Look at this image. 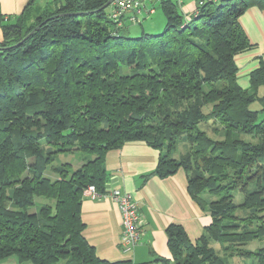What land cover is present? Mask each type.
<instances>
[{"label":"trees","instance_id":"obj_1","mask_svg":"<svg viewBox=\"0 0 264 264\" xmlns=\"http://www.w3.org/2000/svg\"><path fill=\"white\" fill-rule=\"evenodd\" d=\"M107 1L28 0L0 14V261L152 264L98 258L80 216L89 185L105 192L106 152L139 140L159 152L145 178L182 168L211 218L194 242L166 226L171 259L154 261L264 264V245L243 247L264 238V61L247 87L235 63L254 46L239 17L264 0H196L189 17L160 0L162 30L137 36L127 25L142 19L117 26ZM76 151L80 165L54 163Z\"/></svg>","mask_w":264,"mask_h":264},{"label":"crops","instance_id":"obj_2","mask_svg":"<svg viewBox=\"0 0 264 264\" xmlns=\"http://www.w3.org/2000/svg\"><path fill=\"white\" fill-rule=\"evenodd\" d=\"M27 1L0 0V14L6 18L18 15ZM176 1L186 17L196 9V0ZM159 2L160 0H144V6L155 7ZM150 14H156V10ZM239 21L254 46L238 53L235 63L238 67L237 74L241 72L249 77V72L258 66L259 61H264V9L250 6L239 17ZM158 154L157 149L139 140L126 142L121 147L106 152L105 169L109 178L105 190L117 189L131 195L137 204L143 234L139 243L130 251H124L119 242L122 226L117 204L108 196L84 195L80 207L84 223L83 236L95 248L98 258L110 261L126 259L135 263L153 261L152 264H161L154 261L156 256L171 259L166 226L171 223L180 225L187 237L194 242L203 227L210 223L209 213L202 210L189 194L186 174L182 168L165 178L157 175L145 178L146 174L154 170ZM0 264L32 263H20L15 257H8L1 260Z\"/></svg>","mask_w":264,"mask_h":264},{"label":"built area","instance_id":"obj_3","mask_svg":"<svg viewBox=\"0 0 264 264\" xmlns=\"http://www.w3.org/2000/svg\"><path fill=\"white\" fill-rule=\"evenodd\" d=\"M153 11L154 6L145 8L144 0H113L109 10V18L117 26H121L125 21L136 23L143 18V15L147 16ZM84 195L90 197L108 196L117 204L122 226L119 242L124 251H130L135 244L139 243L143 231L139 220L137 204L130 194L120 192L117 189L105 190V192L100 194L95 191L93 185H89L84 190Z\"/></svg>","mask_w":264,"mask_h":264},{"label":"rangeland","instance_id":"obj_4","mask_svg":"<svg viewBox=\"0 0 264 264\" xmlns=\"http://www.w3.org/2000/svg\"><path fill=\"white\" fill-rule=\"evenodd\" d=\"M109 8V7H108ZM154 9L156 10V14H149L146 17H143L141 20V23H136V24H129L127 25V33L130 36H137L140 35L141 32H148V33H158L162 30L164 24H165V17L162 13V10L160 9L159 5L157 4ZM162 18V19H161ZM1 30H0V38H1ZM248 76L246 74L243 75V73H238L237 74V81L238 83L243 86L247 87L248 86ZM258 94L262 95L264 94V85L259 87L258 89ZM260 104L257 102L253 103L251 105V108H257L259 107ZM260 117H264V111L260 112ZM205 128V126H202ZM207 129V128H206ZM209 132V130L207 129ZM178 151L174 153V157H177ZM80 152H73V153H60L56 156L54 163L58 164L61 162H68L70 163L73 167H76L81 164L80 161ZM242 195L239 192H236L233 197V201L235 203L241 202ZM264 245V238L262 239H255L247 244H245L243 247L253 250L255 248H258L260 246ZM249 263V259H238V258H233L231 260V264H245ZM55 264H65L64 260H59Z\"/></svg>","mask_w":264,"mask_h":264},{"label":"water","instance_id":"obj_5","mask_svg":"<svg viewBox=\"0 0 264 264\" xmlns=\"http://www.w3.org/2000/svg\"><path fill=\"white\" fill-rule=\"evenodd\" d=\"M112 2H113V0H108L106 3H104V4L102 5L101 8H105V7L109 6Z\"/></svg>","mask_w":264,"mask_h":264}]
</instances>
